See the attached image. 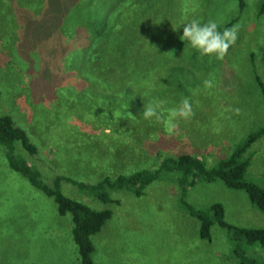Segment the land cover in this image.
<instances>
[{"label":"rangeland","instance_id":"1","mask_svg":"<svg viewBox=\"0 0 264 264\" xmlns=\"http://www.w3.org/2000/svg\"><path fill=\"white\" fill-rule=\"evenodd\" d=\"M261 1L242 0L239 6L237 0H0V114L10 115L37 148L31 156L15 144V153L39 172L47 186L55 174L87 186L103 177L112 180L120 174L153 171L163 158L178 154L198 158L207 169L216 166L247 135L264 128V95L258 85L264 86ZM85 8L93 16L88 20L104 24L103 28L109 18L113 23L136 19L146 36H158V48L143 52L148 56L156 51V59L145 64L154 70L141 82L133 118L138 124L122 117L115 119L124 121L125 128L112 122L117 111L131 113L127 104L136 96L126 93L121 100L113 96L114 89L104 91L100 82L82 79L84 59L77 46L86 37ZM193 19L213 20L221 32L238 27V39L222 60L202 57L180 39L183 25ZM64 29L72 30L71 37L62 33ZM139 38L129 55L144 44L146 38L138 35L135 40ZM87 39L99 41L100 36L90 33ZM41 57V72L48 80L30 78L28 83L18 68L35 66ZM209 79L214 84L210 89L203 83ZM43 84L58 90L43 91L39 87ZM184 97L190 99L194 115L175 121L172 133L164 122L143 118L144 106L163 101L166 114ZM3 153L0 145V264H81L70 214L58 215L53 199L10 169ZM243 156L248 158L244 180L264 189V136ZM175 175L160 173L139 196L113 191L111 202L96 199L78 184L58 182L65 196L96 210H110L91 236L90 264H237L232 253L237 240L229 231L213 223L211 240L198 238V222L179 202ZM182 200L204 212L219 203L226 223L264 228V213L244 191L230 189L219 179L197 178L185 188ZM242 250L264 260V250L256 243L243 244Z\"/></svg>","mask_w":264,"mask_h":264},{"label":"trees","instance_id":"2","mask_svg":"<svg viewBox=\"0 0 264 264\" xmlns=\"http://www.w3.org/2000/svg\"><path fill=\"white\" fill-rule=\"evenodd\" d=\"M237 1L238 5L242 6V0ZM81 6L82 8L85 7L82 4ZM263 11L264 0L261 1L259 7V12ZM86 15V17H82V22L84 21L85 23V26H82V28L85 31L86 37H84V42L77 46L79 53H82L84 59L82 68L80 67L79 69V72L82 74V79H87L90 83H92V81L100 82V85L105 88H103L104 91L107 89H114L113 93L115 95L113 96H115V98L119 97L122 100L123 95L127 93L133 97L136 96V100L141 95L139 93V90L142 89L141 82L143 83L146 77H152L154 70V68L147 67L145 64H152L156 59V51L153 55L148 56L144 55L143 52L144 50L149 51V49L158 48V42H160L158 36H154L153 34L150 38L146 36L143 33V27L136 25L138 21L136 19L126 21V19L123 18L120 22L113 23L112 18H109L106 27L103 28L104 24L101 25L98 24L97 21L93 23L91 20H88L89 17L93 16L88 15L87 11ZM228 24L229 23H227L226 26H228ZM139 29H141V31H137ZM71 31V29H64L62 33L65 36L71 37ZM90 33L98 34V36H100L99 41L90 42V39H87ZM138 35L146 38V40L143 42L144 44L141 48L135 46L137 52L131 56L128 50L131 44L141 40V38L135 40ZM68 39L69 38H65L66 42H68ZM72 54L78 56L76 52L70 51V55ZM140 54L141 56H139ZM78 59L76 61H78ZM43 60L44 59L41 57L40 60L36 62L35 66L29 64L28 67L22 66L21 68L20 66L18 68V70L25 73L24 76H27L28 83L30 82V78L35 81L38 80L37 78L42 79V81L48 80L45 79L41 72ZM7 77L10 78L9 76ZM258 85L262 95H264V86L261 82H258ZM39 87L43 91L48 92L53 89L50 87V84H43ZM31 89L34 90L33 87ZM53 90H58V88L55 86ZM94 96L95 95H93V97ZM42 100L43 99L40 101ZM135 100L131 99L127 106L130 108L131 114L136 118L138 104L137 100ZM124 113H127V110H125ZM113 115L112 118L114 120L112 119V122L119 127H124L126 123L115 119L116 117H122L127 123H131V125L138 124L133 118L129 116L126 117L127 114H122L119 111L115 112ZM28 135L25 129L16 125L10 115L0 114V145L4 149L3 156L7 165L10 169L23 176L31 186L40 190L46 196L51 197L56 205V212L58 215L70 214L71 236L81 264H90L91 253L93 251L91 236L96 234L104 222L109 218L110 210H96L82 202L65 196L57 187L58 182L67 181L72 184H78L79 187L94 193L96 199L102 202H111L110 193L113 191L123 190L132 192L135 196H139L142 189L148 183L154 181L162 172H173L177 175L176 186L180 192L179 202L182 208L198 222L197 235L199 239L209 242L211 240L210 226L216 223L218 226L231 233L230 238L232 240H237L236 245L232 249L237 264H264V260L257 261L254 258H250L246 256L242 250L243 244L250 245L254 243L258 244L259 247L264 250V228H241L226 223L223 220V209L219 203L211 204L204 212L194 210L182 200L185 188L192 185L197 178L203 179L206 182L219 179L230 189L243 190L249 202L255 206L257 210L264 213V189L252 182L244 180V172L247 167L248 158L243 156L245 150L253 141L260 136H264V128H260L247 135L244 141L237 145L226 159L219 161L217 165L212 168H205L202 161L198 158L188 154H178L175 157L163 158L153 171L141 170L128 175L120 174L112 180L103 177L87 186L59 174H55L52 185L47 186L40 179L39 172L15 153V144H19L21 149L27 154L31 156L37 154V148L34 143L29 141Z\"/></svg>","mask_w":264,"mask_h":264},{"label":"clouds","instance_id":"3","mask_svg":"<svg viewBox=\"0 0 264 264\" xmlns=\"http://www.w3.org/2000/svg\"><path fill=\"white\" fill-rule=\"evenodd\" d=\"M183 35L180 37L182 41L188 44L203 56H214L216 59L222 60L228 52V49L235 44L238 39V27L225 28L223 32L219 30L218 24L209 20L201 22L199 19H193L183 25ZM205 88L214 86L212 80H205ZM163 101L156 105L144 106L143 118L145 120L155 119L156 122H164L169 133L176 128L175 121L189 120L194 115L192 104L187 97L182 98L179 106L169 109L167 113L162 110ZM235 112L238 114L239 109ZM131 118H135L131 113H127ZM166 115V119H165Z\"/></svg>","mask_w":264,"mask_h":264}]
</instances>
